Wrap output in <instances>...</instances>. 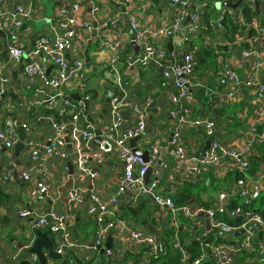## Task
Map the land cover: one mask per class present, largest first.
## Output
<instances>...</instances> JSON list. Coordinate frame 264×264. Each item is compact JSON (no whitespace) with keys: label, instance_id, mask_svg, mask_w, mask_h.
I'll return each mask as SVG.
<instances>
[{"label":"crops","instance_id":"crops-1","mask_svg":"<svg viewBox=\"0 0 264 264\" xmlns=\"http://www.w3.org/2000/svg\"><path fill=\"white\" fill-rule=\"evenodd\" d=\"M77 1L82 6L78 20L87 21L94 29H99L98 33L83 31L76 39L73 52L67 55L71 61L76 57L82 58L91 75L88 91L92 94L93 101L85 107L84 121L89 122L98 131L108 120V115L102 114L106 100L110 99L112 95L111 86L106 82L111 77L107 73L108 59L113 53H121L120 76L122 79L130 80L135 84L133 98L141 111L146 114L147 120L151 118L149 127L147 126L144 133L139 136L140 139L136 142V148L144 152L150 150L152 144L159 146L163 166L160 170L155 166L149 178V184L159 176V191L164 197L171 198L177 194L186 180L171 144L173 131L174 134L180 133L182 141L189 145L190 153L194 157L204 149L207 142L212 138L214 139L213 143L218 142L238 151L244 150L249 145L251 140L249 128L251 124L259 123L253 113V108L258 84H264V69L260 74L255 75L256 86L253 88L241 87L238 92L239 97L231 100L232 102L228 100L224 102L222 95L226 92V88L218 84L217 78L220 76L223 63L226 61H229L230 66L240 75L242 81L252 71L255 74V62L257 60L262 59L264 61V43L257 46L256 50L260 54L258 58L251 57L246 60L242 54L244 51H251L255 48H253L251 41L252 37L257 35L258 28L264 25L263 2H260L259 14H256L250 23L244 24V16L240 20L236 18L245 25V29L234 41H231L224 34V24L223 28L220 29L217 20L224 12L227 13L228 18L233 19L235 16L229 14L230 9H220L217 4L211 1L207 16L202 20V31L191 43V45L198 47V53L201 54V64L198 71L195 72V80L199 86L191 88L193 89L192 102L185 100L182 104L183 108L189 111V114L185 115L187 122L182 123L170 115L168 94L174 88V79H164L163 69L156 62H152L146 67L127 66L129 59L139 56L142 46L139 45L141 50L136 55L135 50L131 47L133 32L131 25L130 28L127 27L126 19H128L129 24L135 20L141 28L150 30L148 42L153 45H161L167 49V45L171 41L174 48V58L181 61L183 54L190 48V43H182L181 41L182 36L189 29V17L180 22L172 37H166L160 31L173 26L178 16V11L171 0H134V4L130 7L125 4V0ZM245 4L256 12L251 1L243 3L241 8ZM17 5H23L30 10L29 18L25 19L22 38L26 53L21 63H13L4 46L0 52V75L7 80L5 94L0 101V128L3 127L5 120L12 117L21 123H28L29 128L27 130L18 129L17 143L13 149L1 150L0 146L3 156L0 168V264H20L24 259H31L30 255L22 253L17 244L21 242L25 247H29L35 241L38 230L48 233L47 229H36L35 221L37 217L46 215L52 210L67 215L70 238L64 250V258L60 261H49V264H87L89 262L90 264H140L139 262L143 259L139 258V255L143 250L139 252L132 242L123 240L119 243L113 236H109L106 243L112 237V248L118 247L121 252L120 260L109 258L103 252L95 253L91 249L95 242L96 231V223L88 214V208L92 204L91 195L96 194L103 200L109 201L117 194L123 180V164L109 142L101 141L99 144L97 138L94 139L91 145L90 163L88 164L89 173H83L77 165L72 163L74 172L73 175H70L66 163L72 162L71 159L65 163L48 159L47 173L43 181L49 188V196L43 201L32 194L35 181L39 179L42 173L36 172L31 182L22 178L20 170L23 173L31 167L30 154L34 150L33 146L44 145L55 134L54 113L45 108L36 110L31 105L34 99V90H25L27 83L24 80V64L29 61V54L38 38L47 37L52 40L61 34L55 23L62 2L60 0H8V2L0 4V20H7L9 17L7 12H12ZM238 10H232V12L237 14ZM114 17H121V22L119 27L111 29L108 24ZM250 31H253L254 34L250 35ZM0 40H5L4 33H0ZM101 40L110 45V50L105 58L96 56ZM42 62L47 64L44 59ZM49 70L51 68L48 69V72H50ZM235 102L236 105L243 103V106L241 109L233 110V115L236 116L233 120L232 114L225 115L223 107L226 105L234 107ZM122 117L124 118L122 131L125 133L133 127L134 119L130 113H123ZM197 117L207 118L215 122L216 127L213 136H206L202 130L197 131L193 128L191 122ZM240 123L243 125L240 126ZM260 128L263 126L260 125ZM63 135L66 141L70 143V127L66 128ZM107 143L110 144L111 150L103 146ZM68 148L70 152L71 147ZM260 157H264V154H260ZM236 171L229 158L209 166L198 181V186L195 187V195L190 201L195 199V205L199 210L206 209L212 206L220 193L236 191L238 177ZM262 171H264V162L254 177ZM6 174H11L12 178L5 180L3 177ZM92 174L97 175L92 178ZM75 189L82 195V200L79 203H72L68 199L69 193ZM139 193L140 189L136 190L127 186L125 195L120 198V210L122 209L125 221L130 227L139 229L157 240V253L164 251L161 240L173 229L179 230L175 232L173 237V246L176 235L179 236L180 240L185 241L186 239L190 243L198 241L199 238H207L209 233H212L208 229L207 222L210 219L207 217L196 216L193 220L179 215L174 219L170 209L157 205L151 199L134 205L133 200ZM235 198L236 196L231 198L230 202ZM236 200L242 204L241 198ZM143 203L144 206L136 209ZM131 205H133V209L137 210L134 215L130 212H124ZM24 210L33 213V216L26 219L22 218L19 213ZM198 221L202 223L201 228L196 226ZM257 232L259 235L258 230ZM49 236L59 248L62 243L61 238L53 233ZM222 238L234 239L232 235H224ZM15 256L17 259L14 261L13 257ZM247 262L256 261L247 258L245 263Z\"/></svg>","mask_w":264,"mask_h":264},{"label":"built area","instance_id":"built-area-1","mask_svg":"<svg viewBox=\"0 0 264 264\" xmlns=\"http://www.w3.org/2000/svg\"><path fill=\"white\" fill-rule=\"evenodd\" d=\"M60 1L62 2V6L55 25L61 34L52 40L47 37L38 38L34 43L32 52L29 54V61L24 64L23 71L24 80L27 83L25 90H34V99L31 103L33 108L36 110L45 108L54 113L55 134L44 145L33 146L34 150L30 154L31 167L22 173V178L27 182H31L36 172L42 173L39 179L35 181L32 194L43 201L49 196V188L43 181L47 173L48 159L62 163L71 159L72 163L77 165L83 173H89L88 164L90 163L91 145L94 139L100 138L103 142H109L114 147L115 154L123 164V180L117 194L109 201L103 200L96 194L91 195L92 204L88 208V214L96 223L95 242L91 249L95 253L99 254L103 252L109 258L120 260L121 252L118 250V247L112 249L105 247L107 238L113 236L119 243L123 242V240L132 242L139 252L141 250H148L150 253L149 257L139 263L151 264L153 260L151 255L158 252L157 240L139 229L130 227L127 221L120 218V198L125 195L127 186L142 185L140 193L133 200L134 205L146 199H151L157 205L170 209L174 219L179 215H183L188 219L195 220L196 215L192 213L187 205L178 207L172 197H164L160 193L159 176L149 185H144L143 178L148 169L157 166L160 170L163 163L160 159L159 146L151 145L149 150L150 161L149 163H145L141 157L133 153V149L129 145L130 140L139 137L146 130L147 116L141 111L133 98L135 84L130 80L122 79L120 76V69L122 67L121 53H113L108 59L107 73L111 77L106 82L110 84L112 92L108 120L98 131L89 122L84 121L85 107L93 101L92 94H86L89 89L91 75L87 71L85 61L82 58L76 57L71 61L67 58V55L73 52L76 39L83 31L88 33L95 31L98 33L99 29H94L87 21L78 20L82 6L77 0ZM207 1L221 3L225 0H171V3L178 11L177 21L173 26L165 28L160 33L166 37H172L180 22L189 17L190 25L188 32L182 36L181 41L182 43H190V48L183 54L181 61L176 60L174 53L170 54L164 46L149 43L150 30L141 28L135 20L131 21L133 40L137 45L142 46V51L139 56L129 59L127 66L146 67L152 62H156L163 69L164 79L171 80L173 77L177 78L184 74L185 83L190 88L198 87L199 84L195 80V68L197 66L195 54L198 52V47L191 45V43L202 31V20L207 15V6H209ZM259 1L264 3V0ZM6 2L8 0H0V4ZM233 2H237V0H233ZM125 4L130 7L134 4V0H125ZM229 14L240 20L243 17V8L240 7L237 14L233 13L232 10L229 11ZM7 15H9L7 20H0V33L5 34V40H0V52L4 46L9 59L13 63H21L26 53L22 42L23 29L25 19L29 18L30 10L23 5H17L12 12H7ZM226 15L227 13L224 12L220 19L217 20L220 29L223 28L222 20H224V16ZM120 22L121 17H114L109 21L108 27L116 29L119 27ZM252 38L251 43L253 48H255L242 53L243 58L246 60H249L251 57L258 58L260 55L256 49L259 44L264 43V25L258 28L257 35ZM109 50V43L101 40L96 56L105 58ZM113 50L115 49L113 48ZM43 59L47 61V64L42 62ZM49 68H51L50 72H48ZM263 69L264 61L262 59L257 60L255 62V74L252 71L242 81L240 75L230 66L229 61L224 62L221 74L217 78L218 84L226 88V92L222 95L224 102L227 100L232 102L231 100L239 97L238 92L241 87H255L257 84L255 75L260 74ZM6 85L7 80L0 75V101L5 94ZM173 85V90L168 94L170 115L175 119H179V122L185 123L187 122L185 115L189 114V111L185 110L182 104L187 97V93L183 85L177 80H173ZM257 89L253 113L259 123L251 124L249 128L251 140L244 150L238 151L215 142L211 145L206 159L198 161L190 153L189 145L182 141L180 133L174 134L171 144L178 165L185 176V182L202 177L209 166H213L225 158L231 159L235 170L244 176L247 175L254 144L264 142V84H258ZM75 94L80 97L79 101L72 99V96ZM123 113H130L134 119L133 127L125 133L122 131L124 123ZM191 125L197 131L202 130L206 136L211 137L215 133L216 125L213 120L197 117L191 122ZM260 125L263 128H260ZM68 127L71 129L70 143L66 141L63 135ZM19 128L27 130L29 124L26 122L21 123L13 117L5 120L3 127L0 128V146H4L8 150L13 149L17 143ZM69 146L71 147L70 152L68 151ZM2 159L3 156L0 151V168ZM159 161H161L160 164ZM92 175V178H94L97 174ZM3 178L8 180L12 176L11 174H6ZM236 187V191L220 193L211 207L199 210L208 216L213 227L226 226L221 219H218L219 216L226 215L233 218L243 212L241 208L229 209L231 198L238 195L248 205L262 196L264 190V171L254 178L246 177L245 179H238ZM68 199L72 203H79L82 200V195L75 189L69 193ZM19 214L25 219L33 216V213L27 210L21 211ZM244 215L247 221L241 227L235 229L245 228L250 222L259 223L264 227V217L260 214L247 212ZM249 216H251L250 219L248 218ZM196 226L201 228L202 223L198 221ZM35 227L36 229H47L51 233L58 235L62 243L57 248V252L64 255V250L70 238L66 214L52 210L46 215L37 217ZM205 239H198L204 251L203 254L197 259L189 261V256L183 249L179 236H175L174 248H180L183 252L182 264H202L204 261H209L210 264H234L237 258L245 252L252 254V257H250L252 261H256L257 264H264V235L263 239L260 240L256 229L247 230L237 240L224 238L220 242H208ZM30 256L31 259L27 260L30 264H39L37 256ZM16 259L17 256L13 257L14 261Z\"/></svg>","mask_w":264,"mask_h":264},{"label":"trees","instance_id":"trees-1","mask_svg":"<svg viewBox=\"0 0 264 264\" xmlns=\"http://www.w3.org/2000/svg\"><path fill=\"white\" fill-rule=\"evenodd\" d=\"M209 6L211 5V1H207ZM209 6L208 9H209ZM243 8V16L245 17V23H250L252 21V19L256 16V12H254L252 9H250L246 4L242 7ZM207 9V10H208ZM207 15L204 16V18ZM223 24H224V34L226 35V37L231 40L234 41V39L240 34V32L244 31L245 29V25L242 24L239 20H237L236 18H228V16H224V20ZM210 27V26H209ZM254 34L253 31H250V35ZM246 47H248V45H245ZM200 53H196L195 54V60L197 63V66L195 68V72L198 71L199 65L201 64V59H200ZM209 55V54H208ZM204 93V91H203ZM86 94H91L89 91ZM243 106L242 104H234V107H229V106H224L223 107V112L225 113V115H233L234 111L233 110H238L241 109ZM232 108V109H231ZM230 110V112H228V110ZM232 112V113H231ZM228 115V116H229ZM236 116L233 115V120H235ZM243 125V123H240V126ZM259 154V155H258ZM260 154H264V142H258L254 144V148H253V152L252 155L250 157V163H249V171L247 173L246 176H244L243 174L239 173L238 171V179H245L246 177L248 178H254V176L260 171V167L261 164L264 162V157H260ZM201 177L191 180V181H186L183 186L182 189L178 191L177 194H175L174 196H172L176 206L178 207H182L188 204V202L190 201V199L195 195V187L198 186V181L200 180ZM236 199H240V197L237 195L235 199H233L230 204H229V209L230 210H234L236 208H241V210L243 211L241 214L231 218L229 216H222L219 217L218 219L230 228H239L241 227L247 220L246 217L244 215V213L250 212V213H256V214H260L261 216L264 217V194L256 201L250 202L248 205L245 204V201H242V204H239L237 202ZM145 204H141L139 205L136 209H139L140 207L144 206ZM145 208V207H144ZM133 209V205L129 206L128 208H126L124 210L125 213L130 212L132 215L137 213V210ZM121 214H120V218L125 220V216L122 213V209L120 210ZM186 219V218H185ZM179 231V230H171L170 232H168L164 238L161 240V243H163V249L164 251L161 253H155L154 255H151L153 257V260L151 262V264H182L181 263V259L183 257V252L181 251V249H176L173 246V237L175 235V232ZM39 232V230H38ZM48 233L50 235H52V233L48 230ZM37 234V233H36ZM224 236V234H215V233H209V237H207L205 240L208 242H220L223 240L222 237ZM181 245L183 247V249L187 252V255L189 256V261H193L195 259H197L198 257H200L203 254V249L201 246V243L198 241H192V242H188L184 240H180ZM142 253L139 255V258L141 259H145V257H149L150 253L148 250H143L141 251ZM146 257V258H147ZM252 257V254L249 253H242L238 258H237V264H257L256 262H252V263H245V260L247 258ZM87 264H90L87 263ZM202 264H210L209 261H204Z\"/></svg>","mask_w":264,"mask_h":264},{"label":"water","instance_id":"water-1","mask_svg":"<svg viewBox=\"0 0 264 264\" xmlns=\"http://www.w3.org/2000/svg\"><path fill=\"white\" fill-rule=\"evenodd\" d=\"M246 1H251L254 4V6H255L257 14H259L260 5H261L259 0H238L235 3L225 0V1L221 2V3L215 2V4H217L220 9L224 8V9H228V10L230 9V10L237 11L243 5V3H245ZM126 23H127V27L130 28V24L128 22V19H126ZM132 38L134 39L133 35H132ZM131 47L135 50L136 55H138L139 51L141 50V47L139 45H137V43L134 40L131 42ZM167 49H168L170 54L174 53V48H173V45H172L171 41L168 43ZM173 79L177 80L180 84L183 85V88L185 89V91L187 93V97H186L185 100L189 101V102H192L191 96H192V93H193V89H191L189 87V85L185 83V75L183 74V75H181L180 77H177V78L173 77ZM72 99H74L76 101H79L80 97L75 94V95L72 96ZM109 107H110V99H107L106 100V104L104 106V109L102 111V114L104 116L108 115ZM150 119L151 118H149L147 120V126L148 127H149V124H150V121H151ZM173 135H174V131L172 133L171 138L173 137ZM139 139H140V137L130 140V145H131V148L133 149V153L136 156L141 157L144 160L145 163H149V161H150V151L147 150V151L142 152V151H140V150H138L136 148V142ZM213 141H214L213 138L210 139L207 142V144L204 147V149L200 153L195 155V158L197 160L204 161L206 159L207 153L210 151L211 144L213 143ZM97 143L101 144L100 138H97ZM103 146L108 148V150H111V146H110L109 143L103 144ZM1 150H6V148L4 146H1ZM160 163H161V161H159V164ZM66 167L69 170V174L73 175L74 166L72 165L71 161L66 163ZM153 170H154V168L150 167L148 169L146 175L144 176L143 182H144L145 186L149 184V182H150L149 178L151 177V174H152ZM20 172L22 174L21 170H20ZM128 187L131 188L132 186L128 185ZM141 187H142V185L138 184V185H135L133 188L136 189V190H139ZM189 207H190L192 213L195 214L197 217H207L208 218V216L205 213L200 212L199 208L196 207L195 199H192L189 202ZM248 218L250 219L251 216H249ZM207 223H208L207 225H208L209 231L212 232V233H215V234L232 235L234 237V239H238V238L242 237L247 230L256 229V230L259 231V239L260 240L263 239L262 231L264 230V227L261 226L259 223H256V222H250L245 228H242V229H233V228H230V227L224 226V225L220 226V227H213L211 225V221L210 220H208ZM112 241H113V239H112V237H110L108 239L107 243H106V248L107 249H111L112 248ZM17 247L22 251V253L24 255H32V256L35 255V256H37L39 264H49V261H60V260H62L64 258V255H61V254H59L57 252V247H56L54 241L50 238L49 234L48 233H44V232H38L36 234V239H35V241L33 242V244L30 247H25V245L23 243H21V242L17 244ZM20 264H30V262L27 261V260H23V261L20 262Z\"/></svg>","mask_w":264,"mask_h":264},{"label":"rangeland","instance_id":"rangeland-1","mask_svg":"<svg viewBox=\"0 0 264 264\" xmlns=\"http://www.w3.org/2000/svg\"><path fill=\"white\" fill-rule=\"evenodd\" d=\"M234 264H237V262H235Z\"/></svg>","mask_w":264,"mask_h":264}]
</instances>
